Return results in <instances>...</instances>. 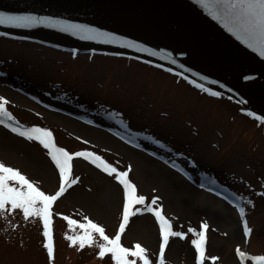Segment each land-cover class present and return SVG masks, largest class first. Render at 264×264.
Listing matches in <instances>:
<instances>
[{
	"label": "rangeland",
	"instance_id": "rangeland-1",
	"mask_svg": "<svg viewBox=\"0 0 264 264\" xmlns=\"http://www.w3.org/2000/svg\"><path fill=\"white\" fill-rule=\"evenodd\" d=\"M215 93L129 57L64 53L0 35V96L8 109L23 126L50 129L68 151H93L119 170L130 168L137 194L146 197L145 203L159 197L153 206L163 205L173 230L186 233L169 238L165 264H197L189 229L199 230L202 222L208 224L205 264H257L251 257L264 255V120ZM118 134L135 138L139 147ZM0 161L43 191L58 190V170L47 150L3 126ZM207 174L210 181L204 180ZM72 177L76 183L52 208L53 259L48 258L42 220L25 218L15 209L0 212V264H114L110 253L97 255L98 234L92 246L72 245L65 233L82 229L69 228L65 217L84 223L87 216L114 236L122 219L123 187L114 174L84 157L73 158ZM216 185L225 198L207 189ZM206 195L224 202L237 236L210 212ZM245 219L249 235L243 231ZM144 233L153 244L142 240ZM161 239L158 221L146 210L132 215L121 233V243L134 247L139 242L152 264H158ZM237 247L247 258L241 260Z\"/></svg>",
	"mask_w": 264,
	"mask_h": 264
},
{
	"label": "snow or ice",
	"instance_id": "snow-or-ice-1",
	"mask_svg": "<svg viewBox=\"0 0 264 264\" xmlns=\"http://www.w3.org/2000/svg\"><path fill=\"white\" fill-rule=\"evenodd\" d=\"M200 3L230 32H233L249 47L258 51L261 56H264V0H200ZM40 23H53L54 26H58L62 22H52L50 18L38 17L30 13L20 14L0 11V24L29 27ZM66 30L74 31L77 35L82 32L94 33L95 35L92 36L94 39L111 35L90 28L87 25L79 24L70 25ZM129 44L132 47H138L131 42ZM200 87L203 88V85H200ZM208 91H211V89H208ZM215 95H220V93H215ZM6 103L5 97L0 96V124L6 123L13 133H17L28 140L38 141L47 150V155L58 170L59 187L54 193L49 194L41 190L35 181L29 179L19 169L0 161V212L20 209L25 218L39 217L43 224L44 243L48 258L52 260L54 256L51 227L53 203L78 179L72 177L73 158L84 157L105 173L114 174L115 179L123 186L122 219L119 223V230L114 236H109L100 223L94 222L87 216L83 218L84 223L66 216L65 219L69 228L79 226V229H82V231L73 234L65 233L67 240L72 245H78L82 249L86 245L92 246L96 242L98 234V237L102 240L98 243V256L104 257L106 253H110L114 264H136V260L130 259V256L139 258L142 264H152L147 255V249L139 242L135 243L134 247H126L121 243V233L125 231L130 217L135 213L147 210L154 214L159 223V233L162 239L159 245L158 264H165V246L168 244L169 238L172 236L183 238L186 233L173 230L171 220L162 211L163 205L153 206L157 204L159 197H153L150 203H145L146 197L137 194L136 185L129 178L130 168L129 170H119L93 151H68L63 147H59L50 129L37 125L32 127L20 126L19 121H16L12 113L8 111ZM253 115L255 114L253 113ZM260 119L264 120V117H260ZM7 121H15V123H8ZM137 204L142 205V207H134ZM239 212L241 216H244L245 208L239 207ZM207 229V222H202L199 230L196 228L189 229L194 234L191 244L195 247L197 264H205ZM243 231L245 235L251 233L246 219L243 221ZM236 252L241 260L248 256V253L241 251L239 247H237ZM207 259L215 261L217 257L209 256ZM251 259L256 261L257 264H264V255L253 256Z\"/></svg>",
	"mask_w": 264,
	"mask_h": 264
},
{
	"label": "water",
	"instance_id": "water-1",
	"mask_svg": "<svg viewBox=\"0 0 264 264\" xmlns=\"http://www.w3.org/2000/svg\"><path fill=\"white\" fill-rule=\"evenodd\" d=\"M150 1L154 3L159 13H171L175 18H181L191 25L205 27L206 31L236 51L243 63L245 61L249 63L251 70L248 73H240L239 69H243L240 59L235 62L236 65L225 61L217 65L211 58H201L181 48L180 50L166 48L159 43L155 44L151 38L136 33L128 34L129 31L125 32L122 27L96 23L76 16L65 17L60 12L55 13L44 8L34 10L1 1L0 11L30 13L38 17L50 18L52 22L62 23L58 26H54L53 23H40L29 27L0 24V33L64 50H77L79 53L122 55L158 64L177 71L206 88L229 96L249 111L264 117V56L230 32L224 24L211 15L200 0ZM74 24L87 25L111 35L94 39L92 38L94 33L82 32L77 35L74 31L66 30ZM129 42L138 47L130 46Z\"/></svg>",
	"mask_w": 264,
	"mask_h": 264
},
{
	"label": "bare ground",
	"instance_id": "bare-ground-1",
	"mask_svg": "<svg viewBox=\"0 0 264 264\" xmlns=\"http://www.w3.org/2000/svg\"><path fill=\"white\" fill-rule=\"evenodd\" d=\"M1 2L26 6L29 9L38 10L44 8L50 11L60 12L65 17L89 19L96 23L109 26L122 27L130 33L151 38L155 44L187 51L201 58H211L215 64H235L241 57L236 51L225 44L205 27L191 25L183 19H177L171 13H159L154 3L150 0H0ZM154 1V0H152ZM139 2V3H138ZM115 3V4H113ZM128 30V31H127ZM225 61V62H224ZM242 62L239 72H249L251 65ZM236 65V64H235ZM211 204L210 212L217 215L229 227L233 236H237L234 217L230 210L225 208L223 201L206 195ZM142 240L149 245L153 244L150 237L142 236Z\"/></svg>",
	"mask_w": 264,
	"mask_h": 264
}]
</instances>
